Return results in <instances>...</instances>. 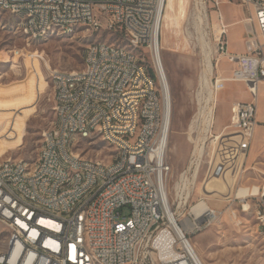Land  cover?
Here are the masks:
<instances>
[{"label": "built area", "instance_id": "1", "mask_svg": "<svg viewBox=\"0 0 264 264\" xmlns=\"http://www.w3.org/2000/svg\"><path fill=\"white\" fill-rule=\"evenodd\" d=\"M201 1L209 19L211 9L216 13L215 65L223 59L233 65L230 75L216 73L211 78L212 88L218 91L227 82L238 81L251 94V100L232 103L228 124L249 144L259 124L258 88L264 83V0H237L248 11L242 53L228 49V24L219 0ZM166 2L0 0V11L39 10L40 18L28 20L35 34L47 28V20H55L63 28L90 23L95 31L131 36L145 45L154 60L160 55ZM83 59L81 69L51 71L56 120L42 132L43 164L12 157L0 160V221L8 230L0 264H94V257L108 264H201L188 236L213 225L220 212L200 197L186 213L183 210L188 223L180 220L178 211L187 205L196 159L192 155L180 174L172 199L165 182L172 170L168 161L171 100L166 86L163 97H156L151 76L141 73L137 56L117 52V45H88ZM75 83H82V90H75ZM137 95H145L141 116H134ZM196 103L191 124L198 131L208 116L201 84ZM135 124H142L141 137L128 141ZM94 134L115 140L117 151L110 157L117 158V165H101L77 152V143ZM63 161H72L73 175H66ZM84 181L98 185V194L82 193ZM7 191H15V198H7ZM229 199L232 218L238 219L241 207L253 214L264 233V185L257 193L251 190L242 198L234 194ZM199 203L203 206L194 210ZM171 208L176 215L170 214Z\"/></svg>", "mask_w": 264, "mask_h": 264}, {"label": "rangeland", "instance_id": "2", "mask_svg": "<svg viewBox=\"0 0 264 264\" xmlns=\"http://www.w3.org/2000/svg\"><path fill=\"white\" fill-rule=\"evenodd\" d=\"M224 13L240 17L248 15L237 0H219ZM201 0H167L164 16L170 18L167 26L162 25V58L167 70L171 93V132L168 146V161L172 170L168 177L171 198L176 197L180 174L189 166L195 148V139L203 136L202 130L191 132V121L197 111L196 92L200 90L202 70L205 67L206 41L215 52L216 13L210 10L209 27L199 28L195 16L201 9ZM164 22V18H163ZM226 22V21H225ZM21 17L4 12L0 16V160L21 158L29 164L37 162L42 147V132L50 128L55 120L54 86L51 71L54 69L78 70L83 67L84 51L93 42L106 41L130 49L122 35L108 30H92L88 26H76L70 32L56 30L45 38L28 39L20 28ZM234 27L227 34L228 49L243 51L244 40L239 36L233 39ZM201 38V39H200ZM211 43H210V40ZM144 53L143 50L137 51ZM153 65L151 55H146ZM233 65L226 59L220 64L223 75H230ZM216 67L214 69L215 76ZM227 88L215 97V122L207 134V150L204 155L198 181L191 191L184 212L190 205L203 197L205 201L220 212V218L212 226L188 236L203 264H264V233L256 224L251 212H243L241 207L238 219L231 217L229 198L224 178L212 177L213 166L222 159L232 158L237 145L245 138L242 132L229 128L218 140L212 137L215 132L230 123V107L236 98L250 99L246 85L229 81ZM257 119L264 120V85H260ZM255 156L236 172L233 189L239 188L235 196L244 197L249 192L246 186L264 185V123L254 136ZM251 140V141H252ZM78 151L85 156L109 161L111 146L94 134L77 144ZM247 167H249L247 169ZM230 174V172H227ZM206 176H211L209 188L203 185ZM229 176V175H228ZM192 178L190 182L193 180ZM258 185V186H257ZM190 183V187H191ZM189 187V189H190ZM211 194H207L209 190ZM222 191L223 193H219ZM241 194V195H240ZM186 197V193L184 194ZM184 199V198H183ZM236 204H233L235 208ZM184 215L180 216L183 218ZM184 220V219H182ZM243 221V223H240ZM8 230L0 221V250L5 249Z\"/></svg>", "mask_w": 264, "mask_h": 264}, {"label": "bare ground", "instance_id": "3", "mask_svg": "<svg viewBox=\"0 0 264 264\" xmlns=\"http://www.w3.org/2000/svg\"><path fill=\"white\" fill-rule=\"evenodd\" d=\"M200 5H201V9L199 13L196 14L197 16H195V20H196L195 23L197 24V27L203 29L205 27L206 28L209 27L210 19L208 17L207 6L205 5V3L200 2ZM165 9H166V4H165ZM165 9H164V12H165ZM3 13L4 11H0V16ZM11 14L18 15L21 17V23L19 24L21 28V32L25 36H27L28 39H34V40L45 38L46 36L55 32L56 30L67 33V32L72 31L73 28L76 26L82 25V26L90 27V23H78L77 25H70V27L63 28L62 22L55 21V20H47V28L41 31L40 33L35 34L33 30H31V28L29 27L28 20L32 18H40L39 10L31 9V7H22V8L21 7H11ZM163 18H164V22H163ZM169 20L170 18L169 17L166 18V15L164 16V13H163L162 25L164 23V25L167 26ZM213 25H214L215 31L217 32L218 23L214 22ZM124 38L127 40L130 46V49L124 46L117 45V52H128L130 55H136L137 65H138V68L141 69V73L151 76L152 86L156 88V97H163V85H165L167 92H168V96L170 97V100H171V93H170V88H169L168 78H167V70H166V67H165V64L162 58V44L160 45V55H157V56L154 55V60H153V65H152L151 64L152 62L150 63V61L147 60L146 58V55L148 53H147V49L145 45L137 44L136 40L131 36H124ZM205 43H206L205 46L208 48V50L206 51V55H205L206 60H205V67L203 68L204 70H202L201 85L203 86V91L206 92V106L205 107L208 110L207 111L208 116L204 120V126L198 129V130H202V132L204 133L203 136L201 138L195 139L196 144H195V148L192 153V155L195 156V159H196V161H194L193 163L195 165L194 167L195 172L193 176L194 179L190 182L192 186L190 187L189 197L191 195V190L195 187L198 181L201 168H202V163L204 161V155L206 153L211 154L209 153L210 146L208 147V150H207V145H206L207 134L211 130V127L214 121L213 120L214 115H215L214 106H215V102L217 101V100L215 101V97L217 96V93H219L223 89L222 88L218 91H215L212 88L211 77L212 75H214L213 72H214L216 65L213 63V60H212V48L209 46L208 41H206ZM210 43H211V40H210ZM89 45H97L100 48H108V45H116V44L108 43L106 41H98V42H93ZM140 49L143 50L145 54L137 52ZM220 64L221 63H219L218 67H216L215 74L219 73L220 77H223V75H221L222 73L220 69ZM51 76L53 78V74H51ZM75 90H82V83H75ZM144 104H145V95H137V104L134 108V116H141L144 113ZM171 112H172V101H171ZM190 126H191L192 133L197 131L195 130L193 124H191ZM141 133H142V124H135V128H133V131L128 134V141H137L141 137ZM212 137H214L213 141L218 139V135L214 134L213 132H212ZM103 140H105L111 146L113 151H117V143L115 142L114 139H103ZM168 146H169V143H168ZM43 148H44V139L42 137V147L40 151H43ZM78 149L79 148L77 147V152L80 153ZM95 161H99V164L101 165H107V166L117 165V158H113V157H111V159L107 162L98 160V159H96ZM36 164H43V153H39V158ZM63 170L66 173V175H73L72 161H63ZM168 177L165 179L167 187H168ZM177 189H178V183H177ZM82 193L98 194V185H91V181H84V185H82ZM237 197L242 198L240 196H237ZM7 198H15V191H7ZM181 203L183 204L184 202L182 201ZM202 206H203V203H199L198 205L194 206V210H200ZM181 207L182 206L180 205V208ZM178 213L180 216L184 215L183 211H178ZM170 214L176 215L174 209L172 208L170 209ZM175 219H177V217H175ZM182 219L180 220L188 223V220L185 218V215L183 216ZM182 231L184 232L183 229ZM188 243H189L190 249L193 250L194 253L196 254L199 262L203 264L193 244L191 243L190 238H188ZM94 264H108V263L104 258L94 257Z\"/></svg>", "mask_w": 264, "mask_h": 264}, {"label": "crops", "instance_id": "4", "mask_svg": "<svg viewBox=\"0 0 264 264\" xmlns=\"http://www.w3.org/2000/svg\"><path fill=\"white\" fill-rule=\"evenodd\" d=\"M238 6L239 7H242L240 4H238ZM223 16H224V20L226 21V24H228V33L230 32V28H233L234 27V29H235L233 31V39H238L239 36H240L243 40H245V37H246V26L244 25L243 20L247 17V15H242L240 17H237V16H234L232 14L229 15L228 13H224L223 12ZM163 43H164V41L161 40V44L164 47L165 45ZM228 44H229V40H228ZM229 50L231 52H234V53H242V52L245 51V48H244L243 51L233 50V48H229ZM221 73H222V70H221ZM223 76L226 77L225 75H223ZM242 83H244V82H242ZM261 84L264 85V83H261ZM260 85H259V88H260ZM226 88H227V86L225 85L224 88L220 92H222ZM259 88H258V98H259ZM251 99L252 98L250 96V99H248V100H251ZM238 100L248 101V100L243 99V98H240V97L239 98H236V101H238ZM233 102H235V101H233ZM258 110H259V107H258ZM213 120L215 122V115H214V119ZM263 123H264V120H262V121L260 120L259 121V124H258V126L256 127V130H255V134L257 132V129ZM228 129H229L228 125H224L221 129H218L217 132H215L213 128H212V131H213L214 134H217L218 135V139H220L225 134V132ZM255 134H254V136H255ZM218 139H216V140H218ZM254 156H255V148L253 147V140L251 142H249V144H247L245 141H240L238 143V145H237L235 154H233L232 158H226V159H224L225 158L224 157L222 159V161L220 162V164H218L216 166H213V168L211 167V169H212V172H211L212 177L221 178L222 176H226L224 178V182L226 184V186L224 188L227 190V193L233 192L236 195V192H237V190L239 188H236V189H233L232 190L233 185H234L233 184V181H234L233 178L236 176L235 175L236 172L239 169H241L243 167V165H245L248 161L251 162L253 160ZM248 168L249 167H247V169ZM228 171L230 172V174L228 173L229 176L227 175V172ZM212 180L213 179H211V176L210 177L209 176H206L205 179H204V181H203V185L207 186L208 183H210L209 184V188H211L210 186L212 184ZM254 186L255 185L246 186V187L249 188L250 191H251V190H253ZM211 191H212V193L214 192L212 189H210L209 192H207V194H211L210 193ZM219 193H223V192L222 191H219Z\"/></svg>", "mask_w": 264, "mask_h": 264}, {"label": "water", "instance_id": "5", "mask_svg": "<svg viewBox=\"0 0 264 264\" xmlns=\"http://www.w3.org/2000/svg\"><path fill=\"white\" fill-rule=\"evenodd\" d=\"M249 32H250V30H249ZM250 34H251V32H250Z\"/></svg>", "mask_w": 264, "mask_h": 264}]
</instances>
